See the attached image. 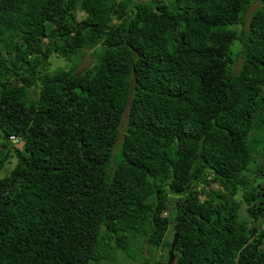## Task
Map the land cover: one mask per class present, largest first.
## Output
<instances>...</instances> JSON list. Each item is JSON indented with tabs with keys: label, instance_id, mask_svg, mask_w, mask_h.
<instances>
[{
	"label": "trees",
	"instance_id": "16d2710c",
	"mask_svg": "<svg viewBox=\"0 0 264 264\" xmlns=\"http://www.w3.org/2000/svg\"><path fill=\"white\" fill-rule=\"evenodd\" d=\"M262 223L264 0H0V264H264Z\"/></svg>",
	"mask_w": 264,
	"mask_h": 264
},
{
	"label": "rangeland",
	"instance_id": "374dc122",
	"mask_svg": "<svg viewBox=\"0 0 264 264\" xmlns=\"http://www.w3.org/2000/svg\"><path fill=\"white\" fill-rule=\"evenodd\" d=\"M156 1H160V2H163V3H166V2H168L169 0H156ZM257 5V4H256ZM255 5V6H256ZM85 61H90V58L89 57H87L86 59H85ZM66 64V62H65V60L63 59V58H53V67L54 68H56V67H58V66H63V65H65ZM86 65H87V63H84L82 66H81V68L83 69L84 67H86ZM13 145H15V144H13ZM16 146V145H15ZM18 147V146H17ZM19 148H20V146H19ZM16 165V160H13L11 163H9L8 165H7V168L9 169V170H11L12 168H14V166ZM262 227L264 228V223H262ZM159 256H160V259H162V257H161V255L159 254V255H157V259L159 258Z\"/></svg>",
	"mask_w": 264,
	"mask_h": 264
},
{
	"label": "water",
	"instance_id": "95a60500",
	"mask_svg": "<svg viewBox=\"0 0 264 264\" xmlns=\"http://www.w3.org/2000/svg\"><path fill=\"white\" fill-rule=\"evenodd\" d=\"M178 235L176 234L175 237H174V241L172 243V246H171V250L169 252V262L168 264H173L176 260V254H175V249H176V246L178 244Z\"/></svg>",
	"mask_w": 264,
	"mask_h": 264
},
{
	"label": "clouds",
	"instance_id": "9594fccd",
	"mask_svg": "<svg viewBox=\"0 0 264 264\" xmlns=\"http://www.w3.org/2000/svg\"><path fill=\"white\" fill-rule=\"evenodd\" d=\"M13 138H16V137H13ZM13 138L11 139L12 141H14ZM16 139H17V138H16Z\"/></svg>",
	"mask_w": 264,
	"mask_h": 264
},
{
	"label": "built area",
	"instance_id": "2783aa9c",
	"mask_svg": "<svg viewBox=\"0 0 264 264\" xmlns=\"http://www.w3.org/2000/svg\"><path fill=\"white\" fill-rule=\"evenodd\" d=\"M13 140L15 141V140H16V138H13Z\"/></svg>",
	"mask_w": 264,
	"mask_h": 264
}]
</instances>
